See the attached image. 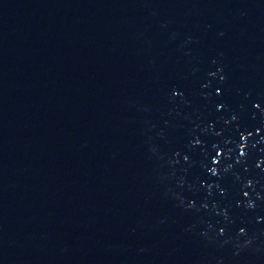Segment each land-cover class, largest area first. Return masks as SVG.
<instances>
[{
	"label": "water",
	"instance_id": "obj_1",
	"mask_svg": "<svg viewBox=\"0 0 264 264\" xmlns=\"http://www.w3.org/2000/svg\"><path fill=\"white\" fill-rule=\"evenodd\" d=\"M0 264H264V0H0Z\"/></svg>",
	"mask_w": 264,
	"mask_h": 264
}]
</instances>
